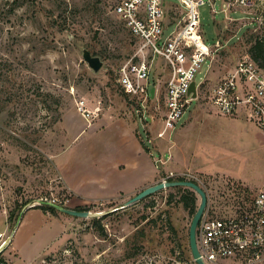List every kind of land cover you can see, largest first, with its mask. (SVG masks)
<instances>
[{
	"label": "rangeland",
	"instance_id": "1",
	"mask_svg": "<svg viewBox=\"0 0 264 264\" xmlns=\"http://www.w3.org/2000/svg\"><path fill=\"white\" fill-rule=\"evenodd\" d=\"M118 1L0 0V232L11 242L0 260L6 264H195L188 242L193 215L178 202L187 188H166L122 207L145 187L181 177L169 156L181 135L192 159L183 178L205 191L211 216L234 213L259 190L242 182L264 173V131L243 113L221 114L207 97L249 55L251 43L264 40V0H203L202 29L216 43L212 64L200 100L190 102L162 139L156 137L162 81L156 82L160 106L149 103L145 113L152 122L142 121L135 110L143 105L130 102L116 83L117 67L133 46L112 13ZM84 50L100 59L97 72L83 60ZM148 82L150 90L152 75ZM125 125L146 148L147 171L133 166ZM146 176L134 194L109 196ZM51 200L96 216L58 212L66 218L60 222L27 211Z\"/></svg>",
	"mask_w": 264,
	"mask_h": 264
},
{
	"label": "built area",
	"instance_id": "2",
	"mask_svg": "<svg viewBox=\"0 0 264 264\" xmlns=\"http://www.w3.org/2000/svg\"><path fill=\"white\" fill-rule=\"evenodd\" d=\"M203 4V0H176L175 4L165 0H119L112 9L133 39L130 55L117 67L116 83L131 102L143 105L137 110L143 120L148 117L152 122V117L145 115L149 103L160 106L156 82L162 81L163 115L156 132L158 139L176 128L192 100H200L216 44L208 42L202 29L198 10ZM203 65L206 69L202 74ZM151 75L155 81L150 88L154 90L152 96L148 87ZM192 82L195 97L188 93ZM207 100L225 116L245 114L264 131V66L249 55L243 56L219 79ZM184 176L189 177L182 174L181 178ZM49 202L56 204L55 200ZM211 215L206 206L195 230L204 264H224L228 259L235 264L264 262V184L248 205L229 215ZM9 243L10 236L0 232V252ZM0 264L6 263L0 260Z\"/></svg>",
	"mask_w": 264,
	"mask_h": 264
},
{
	"label": "water",
	"instance_id": "3",
	"mask_svg": "<svg viewBox=\"0 0 264 264\" xmlns=\"http://www.w3.org/2000/svg\"><path fill=\"white\" fill-rule=\"evenodd\" d=\"M83 60L86 62L87 66L92 69L94 72H97L102 63L98 57L91 56V54L88 51H83L82 53ZM195 85L194 82L190 83L188 93H192V97H195L196 95ZM154 90H150L151 96L153 95ZM173 187H184L187 189L192 190L198 197H199V204L198 207L193 214V217L191 219L189 230H188V242H189V249L191 253V257L195 264H204L202 259L199 256L197 246H196V240H195V230L198 225V222L205 210V207L207 206V195L205 191L195 182L193 181H162L159 183H156L154 185H150L144 189H142L140 192H138L136 195H134L132 198L124 202L122 207H126L132 203L138 202L160 190L166 189V188H173ZM37 206H47L50 208H53L59 213L66 214L69 216H73L76 218H89L96 216L95 214H92L88 211H77L74 209L66 208L63 206H60L58 204L51 203L49 201H38ZM31 207H35L34 205ZM120 207V208H122Z\"/></svg>",
	"mask_w": 264,
	"mask_h": 264
},
{
	"label": "crops",
	"instance_id": "4",
	"mask_svg": "<svg viewBox=\"0 0 264 264\" xmlns=\"http://www.w3.org/2000/svg\"><path fill=\"white\" fill-rule=\"evenodd\" d=\"M126 97V96H125ZM130 102L131 100L126 97ZM138 109L135 110V112L139 115V117L143 120V116L140 115V112H137ZM121 126H124L123 124H121ZM189 127V125H188ZM125 129L128 130L127 125H125ZM176 129V128H175ZM184 129V128H183ZM188 128H185L184 130H187ZM128 136L125 138V140L130 141V139L132 140V142H134V147L132 148L131 153L129 154L131 157V160L133 161V166H137L138 168H144L145 171H147V162H148V154L146 152V148L144 145H142V143L139 141V139L137 137H135V135L132 133L131 130H128ZM143 140V139H142ZM141 140V141H142ZM186 141V137H184L183 135L179 136L177 138V141L172 143L171 149H173V152L171 151V153H169V156L171 155L172 160H173V166L172 169L174 171H176V175H182L187 171H192V159L189 158L191 156L188 155V153L186 152V149L184 148V144ZM145 151V152H144ZM167 153V155H168ZM120 164V165H119ZM124 163H122V161H117V166H124ZM144 164V165H143ZM147 164V165H146ZM142 170V169H141ZM140 170V172H141ZM247 180H245L244 182H242V186L244 189L249 190V191H253L251 190L250 186L246 184V182H255L258 186V188L260 189L263 184H264V173L263 174H258L256 176L250 177V178H246ZM148 181L147 176L145 177V180H141L138 183L133 184L131 187L129 188H117L116 190L111 192V195H109L110 197L115 196V194L117 193H122L124 192V194H128V195H132L135 192H137V190L143 185L146 184ZM146 188V187H145ZM140 192V191H138ZM136 195V193H135ZM70 209H74L75 207H67ZM41 211V213L45 216V217H49L50 220H54V221H60V222H64L63 219L66 220V218H64L62 215H60L59 213L57 215H51L48 212H44L40 209H35L33 207H30L27 211ZM68 225V221L67 224ZM11 244V242H10Z\"/></svg>",
	"mask_w": 264,
	"mask_h": 264
},
{
	"label": "trees",
	"instance_id": "5",
	"mask_svg": "<svg viewBox=\"0 0 264 264\" xmlns=\"http://www.w3.org/2000/svg\"><path fill=\"white\" fill-rule=\"evenodd\" d=\"M248 54L251 58L258 61L262 66H264V40L263 39H255L249 49ZM183 178H167V181H182ZM181 188H177V191H181ZM182 195L179 198L178 202L181 204L184 210H186L189 214L193 215L195 213V196L194 193L188 189L182 191ZM35 209H40L44 212H48L51 215H56L58 212L54 210L53 208L47 207V206H35L33 207ZM74 210L77 211H85L86 209L82 208H75ZM4 251V250H3ZM2 251V252H3ZM0 252V254L2 253Z\"/></svg>",
	"mask_w": 264,
	"mask_h": 264
}]
</instances>
